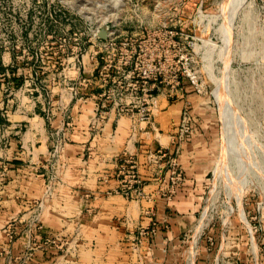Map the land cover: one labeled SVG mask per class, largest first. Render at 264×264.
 Instances as JSON below:
<instances>
[{"label": "rangeland", "instance_id": "obj_1", "mask_svg": "<svg viewBox=\"0 0 264 264\" xmlns=\"http://www.w3.org/2000/svg\"><path fill=\"white\" fill-rule=\"evenodd\" d=\"M235 5L0 0V147L40 130L51 142L53 165L71 139L68 108L96 96L99 107L126 99L127 75L135 81L149 67L160 80L157 92L201 97L194 111L182 110L209 157L196 165L204 177L198 220L186 235L193 263L264 264V0ZM175 75L180 83L173 87ZM219 91L230 100L225 132ZM58 110L65 120L56 127Z\"/></svg>", "mask_w": 264, "mask_h": 264}, {"label": "crops", "instance_id": "obj_2", "mask_svg": "<svg viewBox=\"0 0 264 264\" xmlns=\"http://www.w3.org/2000/svg\"><path fill=\"white\" fill-rule=\"evenodd\" d=\"M91 98L68 108L71 139L53 165L40 130L0 147V264H194L186 235L198 220L204 174L196 165L209 157L182 110L201 97L158 92L150 123ZM159 150L166 157L150 160ZM171 159L182 171L172 194ZM132 171L142 197L118 191ZM153 222L158 231L144 233Z\"/></svg>", "mask_w": 264, "mask_h": 264}, {"label": "built area", "instance_id": "obj_3", "mask_svg": "<svg viewBox=\"0 0 264 264\" xmlns=\"http://www.w3.org/2000/svg\"><path fill=\"white\" fill-rule=\"evenodd\" d=\"M127 76L129 77L126 78L130 80L128 83L129 87H127L126 90L129 91V93H127L128 97L126 99L121 98L120 101H124L123 103H120V101H118L117 99L112 98L110 99L109 104L114 105L121 113H137L139 121H145L150 123L153 116V107L155 105L154 99L155 96L158 94V92L156 91V87L157 83H159L160 80L158 77L152 76L150 68L145 66L141 68L139 73L137 74L140 79H136L135 81H133L132 78H135L134 75L130 74ZM140 82L143 83V87L138 85ZM172 83L173 87L179 85L180 81L176 75ZM103 95H105V93L101 94V96ZM99 99L102 98L99 97ZM107 105L103 103L101 104V107L104 108ZM189 129L190 127L185 124L182 128V130H184L183 133L188 132ZM148 156L150 160L152 159L153 161H158L160 158L166 157V153L163 150H159L156 153H150ZM169 162L171 168V176L168 192L172 194L175 191V185L179 182L182 177V171L177 167L175 159H171ZM123 170H125V168H123ZM129 177V181H134V183H137L139 186L134 187L130 185L131 182L129 183V181H127L123 190L118 191L122 192L124 196L130 198L144 196V192L141 188V181L137 173L135 171H132L129 173ZM158 229V224L156 222H153L151 227L148 228L147 231H145L144 233L154 235L158 231Z\"/></svg>", "mask_w": 264, "mask_h": 264}, {"label": "bare ground", "instance_id": "obj_4", "mask_svg": "<svg viewBox=\"0 0 264 264\" xmlns=\"http://www.w3.org/2000/svg\"><path fill=\"white\" fill-rule=\"evenodd\" d=\"M228 2H229V1H228ZM230 2H231V1H230ZM232 2H233L234 4H236V5H237V4L239 5L241 2H243V0H232ZM242 4H243V3H242ZM231 5H232V4H231ZM236 5H235V6H236ZM237 7H238V6H237ZM237 7H236V8H237ZM231 9H232V7H231ZM231 9H230V11H231ZM233 9H234V8H233ZM239 9H240V8H239ZM234 10H235V9H234ZM232 13H233V12H232ZM223 83H224V82H223ZM220 84H221V83H220ZM221 87H222V86H221ZM218 89H219V88H218ZM222 89H223V87H222ZM223 90H224V89H223ZM222 92H223V91H222ZM225 93L228 94V93H230V92H227V91H226ZM230 94H232V92H231ZM220 95H221V96H220ZM228 95H229V94H228ZM217 96H218V98H219V100H220L219 103H220L221 108H222L221 118H222L223 127H224V132H225V129H226V127L228 126V124L231 123V122L227 123V122H228V116H229L228 114H229V112H227V109L225 108L226 105H228V104L230 105V103L228 102V101H230V100H228V101H225V99L222 100V97H224V95L222 96V94H220V91H219V93H217ZM230 96H231V95H230ZM225 97H226V96H225ZM227 97H228V96H227ZM226 99H227V98H226ZM228 99H229V98H228ZM234 99H235V98H234ZM232 100H233V99H232ZM225 102H228V104H226ZM231 102H232V101H231ZM225 104H226V105H225ZM233 105H234V104H233ZM231 106H232V105H231ZM242 106H243V105H242ZM242 106H241V108H242ZM234 107H235V106H234ZM237 108H238V107H237ZM241 108H240V110H241ZM228 111H229V110H228ZM230 112H232V111H230ZM252 113H253V112H252ZM235 116H236V115H235ZM230 117H232V116H230ZM237 117H238V116H237ZM251 117H252V116H251ZM240 118H241V117H240ZM229 119H230V118H229ZM234 119H235V118H234ZM243 119H244V118H243ZM231 121H232V120H231ZM242 121H243V120H242ZM234 122H235V121H234ZM236 122H237V120H236ZM247 123H248V122H247ZM253 125H254V124H253ZM255 125H256V124H255ZM240 126H241V125H240ZM240 126H239V127H240ZM235 128H236V127H235ZM228 129H229V128H228ZM248 129H249V128H248ZM244 130H245V129H244ZM248 132H249V131H248ZM249 133H250V132H249ZM251 133H252V132H251ZM251 133H250V135H251ZM225 134H227V131H226ZM228 135H229V134H228ZM240 135H241V134H240ZM240 135H239V136H240ZM253 135H254V134H253ZM253 135H252V138H253ZM231 136H232V135H231ZM231 136H229V138H231ZM243 136H244V135H243ZM241 137H242V136H240L241 141L244 140V139H242ZM226 138H227V135H226ZM229 138L227 139V142H226V143H227V145L230 146L231 142H230V139H229ZM237 138H238V137H237ZM248 138H250V137H248ZM248 138H247V139H248ZM238 139H239V138H238ZM223 141H224V140H223ZM228 141H229V142H228ZM246 141H247V140H246ZM251 141H252V140H251ZM251 141H250V143H254V142H251ZM248 142H249V141H248ZM224 143H225V142H224ZM232 143H233V142H232ZM256 143H257V142H256ZM238 144H239V143H238ZM254 144H255V143H254ZM254 144H253V145H254ZM259 144H260V143H259ZM231 145H232V144H231ZM239 145H240V144H239ZM239 145H238V147L240 148ZM250 145H251L250 147L253 146L252 144H250ZM256 145H257V144H256ZM261 145H262V144H261ZM229 146H226V147L229 148ZM246 146H247V145H246ZM232 147H233V146H232ZM232 147H231V148H232ZM255 147H256V146H255ZM239 148H237V149H239ZM241 148H242V146H241ZM247 148H248V147H247ZM234 149H235V148H234ZM258 150H259V149H258ZM260 150H261V149H260ZM224 151H225V150H224ZM238 151H239V150H237V152H238ZM248 151H249V149H248ZM250 152H251V151H250ZM263 152H264V151H263ZM244 153H245V152H244ZM247 153H248V152H247ZM239 154H240V153H239ZM241 154H242V153H241ZM262 154H263V153H262ZM248 155H250V154H248ZM224 156H225V155H224ZM251 156H252V155H251ZM227 157H228V156H227ZM238 157H239V156H238ZM244 160H246V159H244ZM254 161H255V160H254ZM251 162H252V161H251ZM255 163H256L257 165L259 164V163H257V162H255ZM223 166H224V165H223ZM226 166H227V165H226ZM224 169H225V168H224ZM226 170H228V168H227ZM244 174H245V173H244ZM246 175H247V174H246ZM238 176H239V175H238ZM243 176H245V175H242V177H243ZM263 176H264V175H263ZM244 179H245V178H244ZM242 182H243V181H242ZM244 184H245V183H244ZM235 187H236V186H235ZM235 187H234V188H235ZM236 188H237V187H236ZM239 188H240V187H239ZM239 188H237V189H239ZM241 188H242V187H241ZM241 190H242V189H241ZM241 190H240V191H241ZM236 191H238V190H236ZM241 192H242V191H241ZM233 193H234V192H233ZM235 193H237V192H235ZM239 198H241V197L239 196ZM239 200H240V199H239ZM240 202L242 203V200H240ZM240 202H239V203H240ZM241 208H242V205H241ZM204 214H206V213H204ZM205 217H206V216H205ZM205 217H204V218H205ZM243 217H244V216H243ZM202 219H203V217H202ZM202 221H203V220H202ZM200 222H201V221H200ZM201 225H202V223H201ZM202 226H203V225H202ZM198 227H200V226H198ZM200 229H201V227H200ZM195 236H196V235H195ZM193 241H194V240H193ZM193 245H194V244H193ZM191 248H193V247L191 246ZM190 251L193 252V250H190ZM193 253H194V252H193ZM193 253H192V254H193ZM192 254H191V255H192ZM193 256H194V255H193ZM193 259H194V257H193Z\"/></svg>", "mask_w": 264, "mask_h": 264}, {"label": "water", "instance_id": "obj_5", "mask_svg": "<svg viewBox=\"0 0 264 264\" xmlns=\"http://www.w3.org/2000/svg\"><path fill=\"white\" fill-rule=\"evenodd\" d=\"M104 37V35H102Z\"/></svg>", "mask_w": 264, "mask_h": 264}]
</instances>
